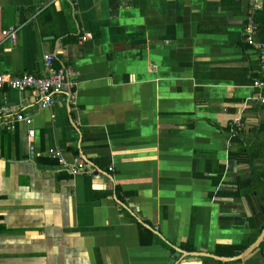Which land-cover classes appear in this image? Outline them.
<instances>
[{
    "label": "crops",
    "instance_id": "0c3cea01",
    "mask_svg": "<svg viewBox=\"0 0 264 264\" xmlns=\"http://www.w3.org/2000/svg\"><path fill=\"white\" fill-rule=\"evenodd\" d=\"M248 3L0 0V73H40L52 53L76 82L45 109L0 93L31 120L8 130L0 117V264H264ZM256 22L264 42V0Z\"/></svg>",
    "mask_w": 264,
    "mask_h": 264
},
{
    "label": "built area",
    "instance_id": "2783aa9c",
    "mask_svg": "<svg viewBox=\"0 0 264 264\" xmlns=\"http://www.w3.org/2000/svg\"><path fill=\"white\" fill-rule=\"evenodd\" d=\"M261 8V0H249L246 17L243 25V40L245 44L256 52L259 70L258 76L253 79L252 87L257 91L255 97L256 102L261 106L264 112V42L256 40L257 26L255 15ZM18 26H10L2 32L3 37L15 45L17 41ZM57 55L49 53L43 56V69L40 73H22L8 74L0 73V93L7 91L14 92H30L32 97L36 99L37 106L41 109L48 108L55 103V99L63 93L68 92L70 99L75 95L73 89L76 85L74 76L75 73L72 67L60 66L55 67L54 61ZM0 117L5 120V127L8 130H13L17 123H31L30 117L20 113L16 106L5 105L0 107ZM235 128L241 129L239 119L234 121ZM234 135V130L231 131V136ZM34 130L27 131V147L29 150L33 148ZM33 156L39 158L43 156L41 153H33ZM48 158H53L58 161L59 166L67 171L71 176H77L84 172L85 165L80 158H73L69 161L63 159L60 151H49ZM111 171L112 168H109Z\"/></svg>",
    "mask_w": 264,
    "mask_h": 264
},
{
    "label": "water",
    "instance_id": "95a60500",
    "mask_svg": "<svg viewBox=\"0 0 264 264\" xmlns=\"http://www.w3.org/2000/svg\"><path fill=\"white\" fill-rule=\"evenodd\" d=\"M261 209V211H262V214L264 215V212H263V210H262V208H260ZM254 248H252V250H253ZM176 251H177V254H184L185 252H183L182 250H180V249H178V248H176ZM186 254H189V253H186ZM204 256H208V257H212V258H214V256H212V255H209V254H204Z\"/></svg>",
    "mask_w": 264,
    "mask_h": 264
},
{
    "label": "trees",
    "instance_id": "16d2710c",
    "mask_svg": "<svg viewBox=\"0 0 264 264\" xmlns=\"http://www.w3.org/2000/svg\"><path fill=\"white\" fill-rule=\"evenodd\" d=\"M259 11H260V10H259ZM259 11H258V12H259ZM258 12H257V13H258ZM256 16H257V14L255 15V22H256ZM256 23H257V22H256ZM57 58L60 59V57H57ZM54 66L58 68V67H59V64H58L57 62H55V63H54Z\"/></svg>",
    "mask_w": 264,
    "mask_h": 264
},
{
    "label": "rangeland",
    "instance_id": "374dc122",
    "mask_svg": "<svg viewBox=\"0 0 264 264\" xmlns=\"http://www.w3.org/2000/svg\"><path fill=\"white\" fill-rule=\"evenodd\" d=\"M84 162H85V161H84ZM84 162H83V163H84Z\"/></svg>",
    "mask_w": 264,
    "mask_h": 264
}]
</instances>
